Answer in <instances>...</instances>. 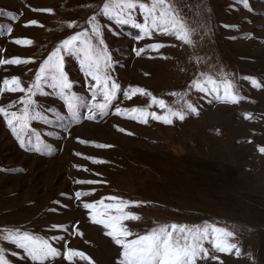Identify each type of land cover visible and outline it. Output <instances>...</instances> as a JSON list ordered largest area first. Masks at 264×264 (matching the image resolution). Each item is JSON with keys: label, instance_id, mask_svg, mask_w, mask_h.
<instances>
[{"label": "rangeland", "instance_id": "rangeland-1", "mask_svg": "<svg viewBox=\"0 0 264 264\" xmlns=\"http://www.w3.org/2000/svg\"><path fill=\"white\" fill-rule=\"evenodd\" d=\"M103 2L0 0V60L29 61L0 64V89L5 79L13 77L22 86L30 85L40 64L64 39L86 28L91 36L87 21ZM174 3L192 30L194 46L159 32L137 40L139 29L97 17L113 58L110 74L121 85L108 115L88 120L87 109L81 106V119L72 123L58 90L43 83L45 94L33 97L42 119L31 121L30 127L50 149L28 135L22 148L0 115V235L14 229L44 236L61 252L52 264H89L79 257L65 259L69 250L83 252L93 264H118L121 249L83 208L84 203L96 204L91 211L102 214L105 205L116 203L108 197L117 196L140 202L139 207L125 209L141 218L124 222L134 234L173 223L225 228L233 232L230 242H238L241 255L235 250L214 252L217 259L200 264H264V153L259 151L264 147V0H247L251 11L241 0ZM47 9L52 11H39ZM134 14L143 22L139 10ZM31 20L38 23L31 25ZM73 22L77 26L68 28ZM92 43H98L94 37ZM154 43L165 47L154 51L149 47ZM140 48L144 51L137 56L135 50ZM62 55L72 90L90 101L94 81L81 70V55ZM221 73L234 85L238 103H225L214 93L191 87L193 79L219 83ZM253 79L259 87L253 86ZM131 88H143L177 109L191 102L198 114H188L184 120L171 117L173 122L165 124L150 113L163 117L167 109L153 104L148 95L125 97L124 91ZM24 95L0 91V106L16 101L9 111H19L18 101ZM101 100L97 97V102ZM132 108L145 109L147 122ZM88 180L97 183H77ZM76 192L88 195L77 199ZM108 211L115 214V209ZM2 246L11 264H33L21 249Z\"/></svg>", "mask_w": 264, "mask_h": 264}, {"label": "snow or ice", "instance_id": "snow-or-ice-1", "mask_svg": "<svg viewBox=\"0 0 264 264\" xmlns=\"http://www.w3.org/2000/svg\"><path fill=\"white\" fill-rule=\"evenodd\" d=\"M241 2L245 8L251 11L247 0H241ZM136 10H139L142 15L143 22H138L134 14ZM33 11L37 10L33 9ZM39 11L51 12L52 10ZM98 16L115 20L117 24H130L139 29L141 35L136 37L137 40L151 37L153 33L159 32L161 35H174L177 39L183 41L185 45L194 46V41L191 38L192 30L186 28L174 0H150V3L142 2V0H104L102 8H99L97 14L91 16L87 21L91 25V36L86 28L64 39L40 64L39 70L35 73V80L30 85L22 86L21 80L17 77L3 81L4 88L0 91L25 93L24 96L19 98L18 103L22 105L19 111H9L10 108L16 107V101L8 106H0V115L3 116L22 148L25 147L24 137L28 135L29 137L35 136L38 145L50 149V145L43 144L36 130L30 127L31 121L42 119L40 112L37 111L38 102L33 97L38 94H45L42 88L43 83H49L51 88L58 90L60 99L66 104L67 117L72 123L81 119V106L87 109L86 118L88 120H95L98 116L108 115V110L112 107L113 101L117 99V93L121 90V85L110 74L113 58L102 38V25L97 19ZM29 23L36 25L38 22L31 20ZM76 26L75 22L67 25L68 28ZM10 31L11 28H9ZM93 37L98 42L97 44L92 43ZM16 43L31 44L32 41L16 40ZM149 47L158 52L165 45L154 43ZM135 51L136 55L139 56L144 49L140 48ZM64 52L81 55L80 68L86 76L91 77V80L94 81L93 84H90V101L72 90L73 82L64 68V56L62 55ZM28 62L20 59L0 60V64ZM251 82L254 87L260 86L254 79ZM208 85H211V87L209 88ZM191 87L201 93H214L217 99L225 103L235 104L240 99L238 94H234V85L225 73H221L219 83L211 78L203 83L200 79H193ZM136 93L151 96V93H146L143 88H131L130 91H124L123 95L131 98ZM171 95L184 97L187 93H171ZM97 97H101L102 100L97 102ZM151 99L153 104H158L161 108L167 109L163 117L156 115L155 112L150 113L153 119H162L165 124L173 122L171 117L184 120L186 115L197 113V108L191 102L185 101L184 106L177 109L167 106L163 99H157L154 96H151ZM121 111L119 107L116 108L117 114H120ZM124 111H128V109H124ZM130 111L133 113L138 112L141 121L147 122L146 117L149 113L145 109L132 108ZM60 118L63 119L64 117L61 116ZM132 118L136 119L137 117L133 116ZM119 131L124 132L125 130L120 128ZM81 142L83 143V141ZM96 147L107 148L110 146L97 144ZM259 151L264 153V147H261ZM93 162L99 163L102 161L93 160ZM77 183L95 184L97 181H77ZM82 195L86 196L88 193L76 192L75 194L77 199ZM108 199L116 203L105 205L102 214L91 211L96 208V204L84 203L83 208L90 210L91 222L102 225L103 229L107 230L104 234L110 237L114 244L121 249L118 264H200L202 261L207 262L217 259L213 254L214 252L231 254L235 250L237 256L241 255L238 242H230L233 232L211 225L189 228L186 225L173 223L171 225H158L143 235L134 234L124 222L138 221L141 218L130 210L125 211V209L139 207L140 202L125 201L117 196H111ZM97 203L103 205V201ZM109 209H115V214H111L108 211ZM52 227L63 228V225H53ZM4 232L6 234L0 235V264H11L6 259L7 249L2 246L5 243L21 249L24 258L30 259L33 264H46V262L52 264V261L61 256L60 250L54 247L44 236L33 234L27 230L6 229ZM129 237L134 238L129 239ZM60 239H63V237ZM206 243L211 247H206ZM12 255H17V253L13 252ZM73 257H79L88 261L89 264H93L91 258L83 252L69 250L64 254L65 259L71 260ZM249 259H251L250 254Z\"/></svg>", "mask_w": 264, "mask_h": 264}]
</instances>
